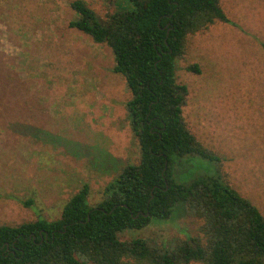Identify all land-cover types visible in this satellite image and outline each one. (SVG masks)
<instances>
[{"label": "rangeland", "instance_id": "374dc122", "mask_svg": "<svg viewBox=\"0 0 264 264\" xmlns=\"http://www.w3.org/2000/svg\"><path fill=\"white\" fill-rule=\"evenodd\" d=\"M73 1L0 0V226L36 219L21 205L29 198L57 219L84 184L95 206L105 186L140 161L128 88L112 73L110 49L69 27ZM81 1L101 20L129 8L124 0ZM219 5L228 23L189 35L175 73L188 90V130L219 161L195 158L176 179L219 176L264 217V0ZM194 64L199 74L186 70ZM200 226L176 216L118 237L170 248Z\"/></svg>", "mask_w": 264, "mask_h": 264}, {"label": "trees", "instance_id": "16d2710c", "mask_svg": "<svg viewBox=\"0 0 264 264\" xmlns=\"http://www.w3.org/2000/svg\"><path fill=\"white\" fill-rule=\"evenodd\" d=\"M124 1L129 8L101 20L75 0L69 27L110 49L112 73L130 94L126 111L140 161L124 167L95 206L82 185L57 219L44 218L32 198L22 201L36 219L0 226V264H264V217L249 200L219 176L176 179L195 158L219 161L188 130V90L175 76L187 37L228 23L219 0ZM186 70L200 73L195 64ZM176 216L200 220L198 235L170 248L118 237Z\"/></svg>", "mask_w": 264, "mask_h": 264}]
</instances>
